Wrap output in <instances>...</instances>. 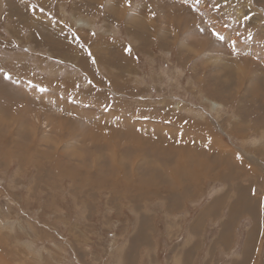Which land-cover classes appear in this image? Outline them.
<instances>
[{
	"label": "rangeland",
	"instance_id": "1",
	"mask_svg": "<svg viewBox=\"0 0 264 264\" xmlns=\"http://www.w3.org/2000/svg\"><path fill=\"white\" fill-rule=\"evenodd\" d=\"M217 2L0 0V264H264V0Z\"/></svg>",
	"mask_w": 264,
	"mask_h": 264
},
{
	"label": "snow or ice",
	"instance_id": "2",
	"mask_svg": "<svg viewBox=\"0 0 264 264\" xmlns=\"http://www.w3.org/2000/svg\"><path fill=\"white\" fill-rule=\"evenodd\" d=\"M197 2H199V0H197ZM220 7H221V5L217 2V0H213V3H212V8H213V10H214V11H219V10H220ZM41 11H43V9H41ZM152 16L154 17V16H155V13H152ZM248 19H249V17H248L247 15H245V16L243 17V20H244V21H247ZM201 31L203 32L204 29H201ZM210 34H211V36H212L216 41H219V42H221V43H225V42L228 40V38L225 37V36H224L220 31H218V30L211 29V30H210ZM248 39H249V40L252 39L251 34H249ZM76 42L79 43V40L77 39ZM230 47L233 49V51H235V45H234V44L230 45ZM125 51H126V52H130V51H131V48L129 47V48L125 49ZM88 55L91 56V55H92L91 52H88ZM4 78H5V79H8V78H9L8 75H7V73H5ZM40 90H41V91H44V89H40ZM238 159H239V157H238ZM253 193H255V190H253Z\"/></svg>",
	"mask_w": 264,
	"mask_h": 264
},
{
	"label": "bare ground",
	"instance_id": "3",
	"mask_svg": "<svg viewBox=\"0 0 264 264\" xmlns=\"http://www.w3.org/2000/svg\"><path fill=\"white\" fill-rule=\"evenodd\" d=\"M253 101V100H252ZM145 143V142H144ZM168 147V146H167ZM167 151H168V149H167ZM170 151H171V148H170ZM175 151V150H174ZM174 153V152H173ZM189 156H190V154H189ZM196 166V165H195Z\"/></svg>",
	"mask_w": 264,
	"mask_h": 264
}]
</instances>
